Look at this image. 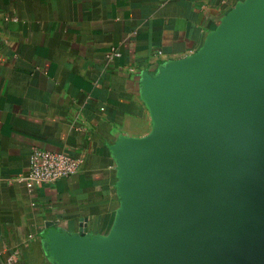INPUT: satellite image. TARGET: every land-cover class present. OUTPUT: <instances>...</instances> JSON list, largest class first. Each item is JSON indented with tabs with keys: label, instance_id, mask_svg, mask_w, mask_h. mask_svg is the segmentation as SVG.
Segmentation results:
<instances>
[{
	"label": "crops",
	"instance_id": "0c3cea01",
	"mask_svg": "<svg viewBox=\"0 0 264 264\" xmlns=\"http://www.w3.org/2000/svg\"><path fill=\"white\" fill-rule=\"evenodd\" d=\"M247 0H0V264H62L51 239L98 240L124 204L116 151L146 138L150 87ZM32 148L82 160L24 179Z\"/></svg>",
	"mask_w": 264,
	"mask_h": 264
},
{
	"label": "water",
	"instance_id": "95a60500",
	"mask_svg": "<svg viewBox=\"0 0 264 264\" xmlns=\"http://www.w3.org/2000/svg\"><path fill=\"white\" fill-rule=\"evenodd\" d=\"M146 138L116 151L122 211L98 240L51 236L62 264H264V0L150 87Z\"/></svg>",
	"mask_w": 264,
	"mask_h": 264
},
{
	"label": "built area",
	"instance_id": "2783aa9c",
	"mask_svg": "<svg viewBox=\"0 0 264 264\" xmlns=\"http://www.w3.org/2000/svg\"><path fill=\"white\" fill-rule=\"evenodd\" d=\"M81 162L64 151L32 148L24 179L36 185L54 182L78 172Z\"/></svg>",
	"mask_w": 264,
	"mask_h": 264
}]
</instances>
